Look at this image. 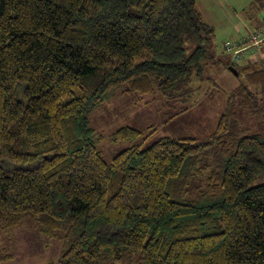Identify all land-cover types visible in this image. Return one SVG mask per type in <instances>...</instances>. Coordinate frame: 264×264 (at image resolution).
<instances>
[{
  "label": "trees",
  "instance_id": "obj_1",
  "mask_svg": "<svg viewBox=\"0 0 264 264\" xmlns=\"http://www.w3.org/2000/svg\"><path fill=\"white\" fill-rule=\"evenodd\" d=\"M214 34L197 0H0V231L28 219L62 240L50 264H264V132L237 120H264V56L223 63ZM206 69L241 78L208 137L144 147L122 126L132 144L104 158L94 108L173 99Z\"/></svg>",
  "mask_w": 264,
  "mask_h": 264
},
{
  "label": "rangeland",
  "instance_id": "obj_2",
  "mask_svg": "<svg viewBox=\"0 0 264 264\" xmlns=\"http://www.w3.org/2000/svg\"><path fill=\"white\" fill-rule=\"evenodd\" d=\"M197 5L205 20L214 27L210 48L223 63L231 59L242 64L251 57L253 61L255 57L264 56L263 48L235 58L236 55L224 47L226 41L237 44L246 40L250 30L264 24L262 0H197ZM205 75L208 78L202 80L193 74L189 88L173 99L159 90L145 95L119 94V90L115 97L94 108L89 119L91 126L103 136L97 146L104 158L111 162L118 152L132 144L112 139L111 134L122 126L145 130L140 139L144 147L166 136L208 137L226 109L228 94L240 84L241 78L230 70L206 69ZM237 120L243 128L264 132V120L245 108H238ZM117 185L118 176H115L109 195L117 190ZM31 223L26 219L10 238L0 231V253L6 250L13 254L3 264H50L62 255L63 241L46 239Z\"/></svg>",
  "mask_w": 264,
  "mask_h": 264
},
{
  "label": "built area",
  "instance_id": "obj_3",
  "mask_svg": "<svg viewBox=\"0 0 264 264\" xmlns=\"http://www.w3.org/2000/svg\"><path fill=\"white\" fill-rule=\"evenodd\" d=\"M264 44V24L258 29L250 30L246 41H241L237 44H233L231 41H226L224 47L233 52L235 55L240 54L244 50L251 49V47H262Z\"/></svg>",
  "mask_w": 264,
  "mask_h": 264
},
{
  "label": "crops",
  "instance_id": "obj_4",
  "mask_svg": "<svg viewBox=\"0 0 264 264\" xmlns=\"http://www.w3.org/2000/svg\"><path fill=\"white\" fill-rule=\"evenodd\" d=\"M255 58H256V59H254V61H255V60H259V57H255Z\"/></svg>",
  "mask_w": 264,
  "mask_h": 264
}]
</instances>
